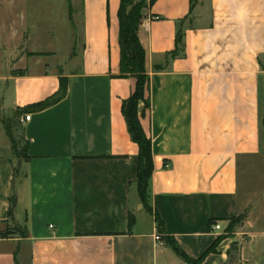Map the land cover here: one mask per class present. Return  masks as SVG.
I'll return each mask as SVG.
<instances>
[{"label": "crops", "instance_id": "1", "mask_svg": "<svg viewBox=\"0 0 264 264\" xmlns=\"http://www.w3.org/2000/svg\"><path fill=\"white\" fill-rule=\"evenodd\" d=\"M50 1L48 20L62 8L69 25L76 0ZM40 2L0 0V264H188L167 237L202 264H264V189L247 192L241 169L264 156V0H156L145 11L139 112L153 213L122 112L137 79L119 77L120 0H80L66 49L40 25ZM61 75L63 99L21 112L56 93Z\"/></svg>", "mask_w": 264, "mask_h": 264}, {"label": "trees", "instance_id": "2", "mask_svg": "<svg viewBox=\"0 0 264 264\" xmlns=\"http://www.w3.org/2000/svg\"><path fill=\"white\" fill-rule=\"evenodd\" d=\"M156 0H120V8L118 12L120 30H119V46H120V69L119 77L134 76L137 79L136 89L134 93L124 100L122 112L128 124V130L132 139L139 146V163H138V192L145 209L153 213V208L149 204V184L154 171L153 146L152 141L146 134L140 119L139 107L143 102L145 107L149 106V99L146 97V89L149 76L146 71V51L139 37V29L145 16L144 9L149 8ZM131 7V8H130ZM130 8V9H129ZM182 41L181 32L176 37V43ZM62 74V73H61ZM68 91V78L60 76V89L49 96L45 100L31 104L21 112H29L32 110H43L50 107L63 99ZM7 133L12 140L14 152L19 155V151L15 144V138L12 133V127L7 126ZM16 195L11 198V210L16 205ZM156 220L163 230V220L156 214ZM241 221V216L234 218L228 229H233ZM135 223L134 214L129 215V227H133ZM167 243L173 248L175 253L182 257L188 264H202L203 258L195 259L189 256L182 247L172 237H167ZM213 249V248H212Z\"/></svg>", "mask_w": 264, "mask_h": 264}, {"label": "rangeland", "instance_id": "3", "mask_svg": "<svg viewBox=\"0 0 264 264\" xmlns=\"http://www.w3.org/2000/svg\"><path fill=\"white\" fill-rule=\"evenodd\" d=\"M40 6H43L44 8H41L42 11H40V25L41 26H45L46 28L49 27L50 25L54 27V30L56 31L57 33V37H58V45L60 47V49H66L67 48V41H68V35H71V36H74L76 31H75V28L77 30H80V20H81V17H80V14H79V10H80V0H76V3L74 4V1L73 3H71V11H70V18H71V22L70 24L68 25V21H67V13H63V10H62V4L60 2H57L56 4H53L54 6L56 7H60V12L57 13L58 15L56 20L54 21H49V17L52 16V14L50 13V9H52V3L50 0H40ZM75 7H74V5ZM76 8V9H75ZM131 8V7H130ZM129 8V9H130ZM65 10V9H64ZM77 11V14L74 13V11ZM147 9H144V14H145V11ZM54 31V32H55ZM12 133H13V136L15 138V144H16V147L19 151V155L20 157L23 156L24 154V150H25V145H24V140L22 139V136L21 134L18 132L17 134L14 133V130H12ZM242 168V175H243V178H242V181L243 179H245V190L247 192H250V191H261L264 189V156L263 157H257V158H254V159H250L248 162H246L245 164H242L241 166ZM254 168V167H257L258 169V172L257 173H254L253 172V177H247L249 176L248 175V172L247 170H249L250 168ZM251 176V175H250ZM256 176V177H255ZM263 205H264V200H263ZM247 216V214H246ZM245 218V215L244 216H241V220ZM235 264H242V263H239V262H236Z\"/></svg>", "mask_w": 264, "mask_h": 264}, {"label": "built area", "instance_id": "4", "mask_svg": "<svg viewBox=\"0 0 264 264\" xmlns=\"http://www.w3.org/2000/svg\"><path fill=\"white\" fill-rule=\"evenodd\" d=\"M30 118H31V114H26L25 115V120L27 121V120H30ZM168 166V165H167ZM215 227L217 228V229H221V224L220 223H217L216 225H215ZM156 239L157 240H160L161 239V236L160 235H157L156 236Z\"/></svg>", "mask_w": 264, "mask_h": 264}]
</instances>
